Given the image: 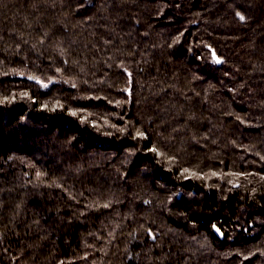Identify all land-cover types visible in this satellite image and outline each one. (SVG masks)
<instances>
[{
	"label": "trees",
	"instance_id": "1",
	"mask_svg": "<svg viewBox=\"0 0 264 264\" xmlns=\"http://www.w3.org/2000/svg\"><path fill=\"white\" fill-rule=\"evenodd\" d=\"M13 96L0 264H264V0H0Z\"/></svg>",
	"mask_w": 264,
	"mask_h": 264
},
{
	"label": "snow or ice",
	"instance_id": "2",
	"mask_svg": "<svg viewBox=\"0 0 264 264\" xmlns=\"http://www.w3.org/2000/svg\"><path fill=\"white\" fill-rule=\"evenodd\" d=\"M237 15L240 16L239 13H237ZM240 19H241V20H244V17H243V16H240ZM214 56H215V54H214ZM215 62H216V63H220L221 61H220L218 58H216V59H215ZM29 79H33V77H29ZM38 82L42 84V87H44V88H47V87H48V84L43 83L42 81H38ZM49 83H50V82H49ZM73 87H75L74 84H73ZM20 95H21L22 98H27V97H28V94H27V93H21ZM14 100H15V96H13V97L11 98V100H9L8 97H4L3 100H0V103L12 102V101H14ZM43 107H44V108H47L48 106H47V105H43ZM58 107H62V106L58 105ZM52 110H55V109H52ZM69 114L72 115V116H78V115H79L78 112H76V111H70ZM84 120H86V117H82V122H83ZM93 126H95V125H93ZM113 127H115V126L113 125ZM120 131H123V129H120ZM137 137H138V138H141V139H145V138H146L145 134H144L143 132H140L139 130L137 131ZM149 151H152V152L156 153L158 156H162V155H163V153H161V152H160L157 148H155V147L149 149ZM170 159H174V158H170ZM188 172H189V169H183L182 175H183L184 173H188ZM192 175L195 176L196 173H192ZM212 175L215 176L216 173H212ZM185 178H188V177L185 176ZM233 186H234V187H238V185H233ZM105 207H107V205H105ZM213 228H215L217 232L220 231L218 228H216L215 225H213Z\"/></svg>",
	"mask_w": 264,
	"mask_h": 264
},
{
	"label": "water",
	"instance_id": "3",
	"mask_svg": "<svg viewBox=\"0 0 264 264\" xmlns=\"http://www.w3.org/2000/svg\"><path fill=\"white\" fill-rule=\"evenodd\" d=\"M213 57H214V59L218 58L216 55H215V56L213 55ZM218 59H219V58H218ZM219 60L222 62L221 59H219ZM221 62H220V63H221ZM214 231H215V233L217 234V236H218L219 238H223V235H222V233H221L220 231L217 232L215 228H214Z\"/></svg>",
	"mask_w": 264,
	"mask_h": 264
}]
</instances>
